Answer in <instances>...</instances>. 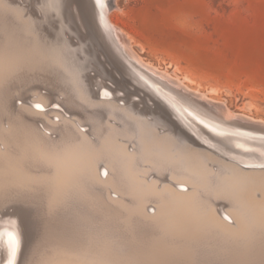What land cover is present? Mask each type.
<instances>
[{
    "label": "rangeland",
    "instance_id": "obj_1",
    "mask_svg": "<svg viewBox=\"0 0 264 264\" xmlns=\"http://www.w3.org/2000/svg\"><path fill=\"white\" fill-rule=\"evenodd\" d=\"M15 1L19 5L21 4L20 6L26 7V3L21 0ZM59 4L61 7L58 10L49 13L50 25L52 28H57L60 25L67 28L63 33V38L69 45L71 44L72 48H75L71 57V65L74 67L85 65V57L91 55L110 71L111 68L97 44L92 43L85 48V42L88 41L85 13L81 12L78 0H59ZM115 4L117 8H114L110 14L112 20L118 27L127 31L140 45L146 46V53L141 54L144 59L155 63V66H159L160 70L167 69L171 73L174 68L173 64L178 63L183 71L195 75L200 81L218 85L221 92L219 95L213 94V96L226 102L232 111L237 113L241 110L239 105L243 101L246 102L250 98H254L258 104L254 115L264 118V0H115ZM30 13L37 19H42V13L37 7H34L31 12L27 11L25 16H29ZM38 14L39 16H37ZM80 29L83 31L81 32ZM99 67L97 64H92V68L87 70L84 68L81 74L84 78H94L95 73L100 70ZM54 74L51 67L18 68L15 73V81L10 87L16 97L15 106L21 107L23 99L20 94L28 95L33 100H39L40 96L50 95H54L57 100L61 98L59 101L68 102L67 106L69 107L66 109L61 107V113L64 117L66 114L68 115L65 120L71 123L75 133L79 134L81 129V133L86 135L85 139L91 143L95 141L93 144L99 147L102 144L99 137L103 128L107 129L106 124L99 122V129L95 131L96 122L99 120L91 109L82 105L78 98H74L73 90L76 86L71 81L56 79ZM113 74L118 77L117 73ZM188 83L187 81L186 84ZM105 84L108 87H114L109 80H106ZM189 84L193 86L191 83ZM91 89L96 92L95 86H91ZM137 98L133 97L126 101L123 91H120L107 102L114 101L115 104L125 108L128 104L137 103ZM221 101L218 103H224ZM140 106L138 105L137 109L141 110L142 106L141 108ZM40 111L43 112L42 109ZM32 112L36 113L30 110V113ZM56 116L50 115L49 117L59 124L60 122L57 121L59 116ZM143 119L150 122L151 116L144 114ZM107 125L122 130L120 135L115 136L116 145H122L128 139L131 140L124 147V154L134 156V174L132 173L131 177H133L135 185L149 193L146 191L140 196H131L127 193L116 176L115 170L122 167L128 171L129 175L131 169L121 161H111L113 170H109V172H111L110 175H113L114 185L117 186L109 188L110 190L107 189L103 195L99 192L100 182H106L108 179L101 181L96 179L97 181L90 182L85 178V181L80 179L70 181L63 187H55L51 181L55 174V168L40 155L41 146H34L33 149L27 148L26 132L29 131L28 128L18 121L11 126L10 122L5 119L0 121V127L3 130L13 129L15 131V140L18 142L11 148L0 142V151L8 152L9 158L16 159L15 163H17L19 174L22 179L24 178L22 184L8 185L6 193L0 194V209L11 210L14 208L13 210L19 211L21 216L26 218L24 221L26 222L27 249L23 264L32 262L43 264L48 258L51 259L52 264H179V260L180 264L264 263V225L258 222H247L249 224L245 225L243 230L236 235L216 232L208 227L184 233L171 229L164 217L158 216L161 209L159 210L157 192L163 191L166 181L171 182L176 177H191L196 181L198 180L196 175L181 164L174 151L167 152L168 157L170 156L169 166L161 169L155 157L163 152L149 147L146 140L137 136L138 132H133L130 129L128 123L109 118ZM34 129L38 137L48 139L47 141L52 143H56L62 138L58 132L41 121H36ZM161 130H158V134L162 132L159 134L160 136L163 135ZM101 152L94 159L99 160L102 154H107L112 150L105 149ZM105 155L104 159H108ZM209 169H214L213 172L218 171L216 165L210 164ZM145 170L148 173L145 174ZM144 180L148 182L146 183ZM149 183L151 184L149 185ZM145 184L149 185V189ZM185 185L191 189L190 183H185ZM198 185L194 186L197 188H193L191 191L205 202H209L214 197L210 192L211 186H213L212 182H208L205 188ZM175 187L177 188V186ZM12 189L15 191L13 192ZM16 195L19 196L16 197ZM154 200L156 201L153 202ZM140 203H145L146 210L144 209L143 219L152 218L155 220L153 223L144 224L145 221L137 220L130 212V207ZM228 205L223 204L227 212ZM200 206L201 209L207 207L203 204ZM219 207L216 206V210ZM221 217L227 219L224 216ZM251 218L257 219V217ZM216 221L219 227L237 228V224L229 223L227 225L218 217ZM232 221H235V218L232 217ZM35 225H38L37 228ZM213 238H216L215 241ZM254 239H258V241H254ZM249 249L254 251L251 252ZM115 256L116 258H114ZM222 260L223 262H221ZM30 261L32 262L30 263Z\"/></svg>",
    "mask_w": 264,
    "mask_h": 264
},
{
    "label": "bare ground",
    "instance_id": "obj_2",
    "mask_svg": "<svg viewBox=\"0 0 264 264\" xmlns=\"http://www.w3.org/2000/svg\"><path fill=\"white\" fill-rule=\"evenodd\" d=\"M21 1L26 3V7L20 6L21 4L19 5L15 0H0V121L3 119L9 121L10 126L18 121L28 128L29 131L26 132L27 148L33 149L34 146H41L40 155L55 168V174L51 178L55 187H63L70 181L80 179L85 181V178L90 182H95L96 179L100 181L108 179L106 182L99 181L101 183L99 192L103 195L107 189L110 190L109 188L117 186L114 185L113 175H110L111 172H109V170H113L111 161H121L131 169L129 175L128 171L122 167L115 170L116 176L127 193L131 196H140L146 193L147 190L135 185L133 177H131V174H134V156L124 154V147L131 140L128 139L122 145L115 144V136L120 135L122 130L107 125V120L112 118L118 122L128 123L130 129L133 132H138L137 136L146 140L149 147L163 152L158 156L155 155L161 169L169 166L170 156L168 157L167 152L174 151L181 164L196 175L198 179L196 181L191 177H176L171 182L166 181L163 191L157 192L159 210H162V214L160 210L158 216H163L171 229L184 233L208 227L216 232L236 235L243 230L245 225L249 224L247 222L255 221L264 225V168H262L264 167V118L254 115V110L258 109L256 99L250 98L246 102L243 101L239 105L241 110L237 113L232 111L226 102L213 96V94L219 95L221 92L218 85L200 81L195 75L183 71L178 63H172L174 68L171 73L167 69L160 70L159 66H155V63L144 59L141 54L146 53V46L140 45L127 31L118 27L110 16L113 9L117 8L115 0H99V2L98 0H78L81 12L85 13V29L88 34L85 48L92 43L97 44L111 68L110 71L91 55L85 57V65L74 67L71 65V57L75 48H72L71 44L69 45L63 38V33L67 28L61 25L52 28L50 25L49 13L61 7L59 0ZM34 7L39 8L42 19H37L31 13L29 16H25V13L31 12ZM66 12L68 11L66 10ZM92 64L99 65L100 70L95 73L94 78H84L81 74L82 70L92 68ZM28 66L34 69L38 66L51 67L55 72L56 79L71 81L76 86L73 90L74 98H78L82 105L91 109L99 120L96 122L95 131L99 129L100 123L106 124L107 129L103 128L99 137L100 143L102 142L99 147L93 144L95 141L93 143L87 141L86 135L81 133V129L79 134L75 133L71 123L65 120L68 115L66 114L64 117L61 113V107L65 109L68 107V102L59 101L61 98L57 100L54 95H50L40 96L39 100H33L28 95L20 94L23 99L21 107L15 106L16 97L10 87L15 81L17 69ZM114 72L118 74V77L114 76ZM106 80L111 81L114 87H108L105 84ZM187 81L193 86H190L189 83L186 84ZM91 86L96 87V92L91 89ZM120 91H123L126 101L138 97V102L128 104L125 108L115 104L114 101L107 102ZM220 101L224 103H218ZM36 105L41 107L37 108ZM138 105L142 106L141 110L137 109ZM48 106L53 107L49 108ZM41 109L43 112L40 111ZM30 110L37 114L30 113ZM144 114L151 116L150 122L143 119ZM50 115L59 116L57 121L60 123L51 120ZM147 118L149 119V117ZM36 121H41L58 132L62 137L61 140L52 143L47 141L48 139L38 137L34 129ZM159 129L163 131L161 136L159 134L162 132L158 134ZM15 135L13 129L3 130L0 127V142L5 143L8 148L18 143L15 140ZM105 149L112 150V152L102 154L99 160L94 159ZM104 155L108 159H104ZM15 160V158H9L8 152L0 151V194L6 193L8 185L22 184L23 182L24 178L22 179L19 174ZM210 164L216 165L218 171L213 172L214 169H209ZM144 173L148 172L145 170ZM208 182H212L213 186H211L210 192L214 197L209 202H205L191 189H196L197 187L194 186L197 184L199 187L202 185V188H205ZM185 183H190L191 189ZM149 185L145 184L147 188ZM114 197L116 196L114 195ZM224 203L229 204L227 209L230 215L225 210ZM200 204L207 207L201 209ZM216 206H220L219 209L217 208L218 210H216ZM13 209H0V264H7L9 259L10 250L7 237L4 235L7 232L14 233L18 241L14 264H23L26 255L27 235L25 233L26 222L24 221L26 218L21 216L19 211ZM144 209L145 203H140L130 207V212L137 220L145 221L144 224L153 223L155 220L152 218L143 219ZM153 211L156 213L155 209ZM109 213L111 212L109 211ZM221 216L227 219H223ZM217 217L227 225L229 223L237 224V228L219 227L216 221ZM232 217L235 218V221H232ZM251 217H257V219ZM161 221L163 222V220ZM45 223L47 222L45 221ZM137 223L139 222L137 221ZM60 226L59 228L62 227ZM255 239L254 241H258ZM216 249L218 248L216 247ZM133 251L135 250L133 249ZM253 251L251 250V252ZM201 260L199 261L201 262ZM43 264H52L51 259L48 258Z\"/></svg>",
    "mask_w": 264,
    "mask_h": 264
},
{
    "label": "snow or ice",
    "instance_id": "obj_3",
    "mask_svg": "<svg viewBox=\"0 0 264 264\" xmlns=\"http://www.w3.org/2000/svg\"><path fill=\"white\" fill-rule=\"evenodd\" d=\"M99 2V0H98ZM37 108H40V105H36ZM106 174V173H105ZM4 235L7 237L8 247H9V259L7 261V264H14L15 261V255H16V248L18 245V241L16 239V236L12 232H7Z\"/></svg>",
    "mask_w": 264,
    "mask_h": 264
},
{
    "label": "water",
    "instance_id": "obj_4",
    "mask_svg": "<svg viewBox=\"0 0 264 264\" xmlns=\"http://www.w3.org/2000/svg\"><path fill=\"white\" fill-rule=\"evenodd\" d=\"M262 168H264V167H262Z\"/></svg>",
    "mask_w": 264,
    "mask_h": 264
}]
</instances>
